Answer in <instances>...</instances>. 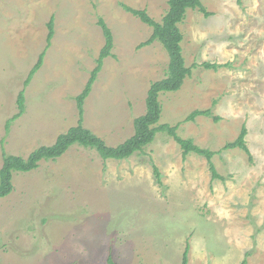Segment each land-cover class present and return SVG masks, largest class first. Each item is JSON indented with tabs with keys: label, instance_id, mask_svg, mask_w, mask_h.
<instances>
[{
	"label": "rangeland",
	"instance_id": "rangeland-1",
	"mask_svg": "<svg viewBox=\"0 0 264 264\" xmlns=\"http://www.w3.org/2000/svg\"><path fill=\"white\" fill-rule=\"evenodd\" d=\"M202 2L209 16L188 8L179 24L192 74L177 91L160 93L159 124L177 125L181 137L216 151L219 177L206 157H184L166 132L124 159L73 144L55 160L13 173L14 189L0 197V264H109V257L182 264L187 246L188 264H264V0ZM125 5L161 22L169 0H0V168L3 148L26 158L78 124L75 97L106 42L100 18L114 47L85 100L83 123L110 146L134 134L170 58L159 40L142 46L153 27ZM22 90L25 112L7 130ZM196 109L219 119L189 120ZM243 126L251 154L224 149Z\"/></svg>",
	"mask_w": 264,
	"mask_h": 264
},
{
	"label": "trees",
	"instance_id": "trees-1",
	"mask_svg": "<svg viewBox=\"0 0 264 264\" xmlns=\"http://www.w3.org/2000/svg\"><path fill=\"white\" fill-rule=\"evenodd\" d=\"M125 8L138 16L143 22L153 27V33L148 40L142 43V46L149 45L155 40L163 43L169 53V65L167 76L155 81L149 91L146 99V112L138 116L134 121L135 132L124 142L110 146L104 139L94 133L92 130L84 126V103L89 96L93 84L96 81L99 72L102 70L104 59L112 54L114 47V36L104 19L100 18L99 25L102 27L106 42L100 51L97 59V65L92 70L91 76L83 89L77 95L76 102L78 104L80 118L78 124L72 126L67 132L61 133L56 142L51 145H42L33 150L28 157L9 154L3 148V165L0 168V197L7 196L14 189L12 182L14 172H28L39 167L42 160L57 159L62 156L73 144L79 143L85 147L95 148L103 159H124L133 155L135 152H141L145 147L150 145L156 138L158 132H166L174 137L181 145L183 155L186 157L194 152L207 158L213 178L219 177L213 162V157L216 151L210 148H204L194 142L192 138H183L178 134V126H171L168 123L159 124L162 113V104L159 100L161 92L177 91L181 88L187 76L192 74V67L187 66L182 53L181 42L183 33L179 24L184 20L188 8H198L207 16L210 12L207 11L202 0H169V9L161 22L156 21L151 17L145 9H135L125 5ZM47 48L51 46L52 39L55 35L54 17L48 22ZM45 57V51L39 55V59L35 66L31 69L26 83L30 81L33 75L42 67ZM206 68H217V63L205 62ZM25 91L22 90L18 95L19 111L7 122L6 128L9 130L12 122L23 115L26 109ZM199 115L213 116L218 120V116H214L211 109L201 110L196 109L191 112L188 119L193 120ZM247 128L243 126L238 137L226 143L224 149L241 148L248 154L250 149L246 142ZM154 172L158 179L161 173L159 168L154 165ZM189 261V246L186 247L183 253L182 264H188ZM109 264H117V262L109 257ZM239 264H247V258H244Z\"/></svg>",
	"mask_w": 264,
	"mask_h": 264
}]
</instances>
